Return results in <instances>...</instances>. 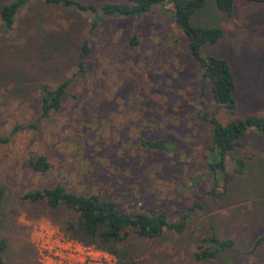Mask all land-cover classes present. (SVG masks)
Returning <instances> with one entry per match:
<instances>
[{
  "label": "rangeland",
  "instance_id": "obj_1",
  "mask_svg": "<svg viewBox=\"0 0 264 264\" xmlns=\"http://www.w3.org/2000/svg\"><path fill=\"white\" fill-rule=\"evenodd\" d=\"M10 1L0 0V8ZM77 1L95 8L126 3ZM89 19L87 13L28 0L10 30L0 23V137L9 138L0 145L3 263L40 264L41 248L57 237L71 240L64 226L74 223L73 211L20 199L25 191L60 182L72 191L108 190L119 201L132 193L126 210L145 205L151 212L164 210L174 226L182 224L180 231L165 230L155 239L130 235L125 245L136 264H264V135L245 131L233 154L244 169L223 191L206 175L209 127L196 114L214 112L221 126L247 116L264 118V3L235 0L228 17L206 0L189 20L193 27L222 31L219 41L199 52L229 64L235 79L233 110L212 109L207 93L198 105L200 73L170 8L163 5L139 18L101 21L89 43L86 73L70 86L60 109L37 122L41 87L52 88L77 71ZM133 35L137 45L130 49ZM25 124L36 128L11 134L14 125ZM159 135L178 150L139 149V139ZM37 156L50 166L44 174L25 165ZM232 169L228 162L226 170ZM211 235L232 240L233 249L195 261L194 251Z\"/></svg>",
  "mask_w": 264,
  "mask_h": 264
},
{
  "label": "trees",
  "instance_id": "obj_2",
  "mask_svg": "<svg viewBox=\"0 0 264 264\" xmlns=\"http://www.w3.org/2000/svg\"><path fill=\"white\" fill-rule=\"evenodd\" d=\"M27 1L12 0L1 6L0 23L5 30L11 29L15 14ZM35 1L46 5H61L70 10L87 13L91 17L88 37L79 45L80 59L76 63L77 71L52 88L41 87L37 122L45 121L50 114L57 112L70 86L86 73V65L91 59L89 43L101 21L114 17L139 18L150 11L152 7L163 5L170 8L173 22L185 36L188 52L200 73V86L197 91L198 105L202 104L201 98L204 93H207L214 103L212 109L233 110L232 94L235 90V79L229 64L222 58L201 57L199 52L203 45L219 41L222 31L218 28L193 27L189 23L194 11L200 8L206 0H126V3L103 4L99 8L77 0ZM234 1L213 0L216 8L228 17L232 15ZM244 1L264 3V0ZM136 45L135 35L130 36L128 47L133 49ZM204 89H207V92ZM213 113L200 110L196 114L209 127V143L204 162L206 175L214 185L222 184L224 191L234 177L241 174L244 169L242 160L233 157L234 151L240 144V138L250 128L256 129L259 134L264 135V118L247 116L221 126L215 121ZM25 128L35 129L36 127L33 124L14 125L11 134ZM8 140L9 138L6 136L0 137V145L7 144ZM137 145L142 152L154 154L175 153L178 150L176 143L161 135L151 140L139 139ZM228 162L233 164L231 172L226 170ZM25 165L29 171L37 174L46 173L50 167L44 156L30 158ZM122 189V187L119 188L118 192ZM133 196L132 193L128 194V200L119 201L116 194L110 193L108 190L95 194L86 190L72 191L64 184L55 182L52 185L25 191L21 194L20 199L30 204L41 203L49 209L65 208L73 211L76 214L74 223L67 222L64 226L67 238L83 246H92L94 249L112 256L115 259L114 264H136L125 245L130 235L143 239H155L165 230L180 231L182 224L174 226L168 220L164 210L155 209L154 212H151L149 208H145V205L136 204L134 208L137 207V210H135L136 208L132 211L126 210L125 207L133 200ZM2 198L3 190L0 188V206ZM183 218L185 219L184 216L180 217L181 220ZM262 238L254 242L252 250ZM201 242L203 245L193 253L195 261L214 259L219 253L234 247L232 240H219L213 235L203 238ZM5 249L6 242L0 238V264H4L2 254ZM220 264L229 263L222 262Z\"/></svg>",
  "mask_w": 264,
  "mask_h": 264
},
{
  "label": "built area",
  "instance_id": "obj_3",
  "mask_svg": "<svg viewBox=\"0 0 264 264\" xmlns=\"http://www.w3.org/2000/svg\"><path fill=\"white\" fill-rule=\"evenodd\" d=\"M45 254L40 264H114V259L92 246H83L72 240L54 238L51 246L41 248Z\"/></svg>",
  "mask_w": 264,
  "mask_h": 264
}]
</instances>
